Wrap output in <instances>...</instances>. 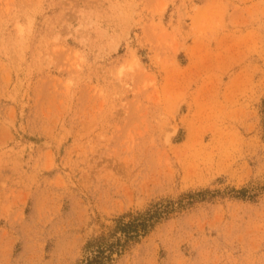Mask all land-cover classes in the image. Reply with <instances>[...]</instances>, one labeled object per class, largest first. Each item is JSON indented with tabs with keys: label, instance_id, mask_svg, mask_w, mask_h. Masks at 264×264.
<instances>
[{
	"label": "rangeland",
	"instance_id": "rangeland-1",
	"mask_svg": "<svg viewBox=\"0 0 264 264\" xmlns=\"http://www.w3.org/2000/svg\"><path fill=\"white\" fill-rule=\"evenodd\" d=\"M118 238L108 264H264V0H0V264Z\"/></svg>",
	"mask_w": 264,
	"mask_h": 264
},
{
	"label": "trees",
	"instance_id": "trees-1",
	"mask_svg": "<svg viewBox=\"0 0 264 264\" xmlns=\"http://www.w3.org/2000/svg\"><path fill=\"white\" fill-rule=\"evenodd\" d=\"M243 197L245 190L237 191ZM153 215H140L132 218L129 222L117 221L114 232H119L120 235L127 240H132L138 236L144 235L151 226ZM95 250H91V254L87 256L82 264H108L111 261L112 255L119 254V249L123 247L121 240L118 238L112 243L97 242ZM90 247V245L88 246Z\"/></svg>",
	"mask_w": 264,
	"mask_h": 264
}]
</instances>
